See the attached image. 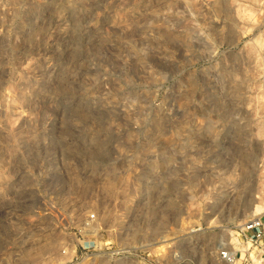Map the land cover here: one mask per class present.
I'll return each mask as SVG.
<instances>
[{"label": "rangeland", "instance_id": "obj_1", "mask_svg": "<svg viewBox=\"0 0 264 264\" xmlns=\"http://www.w3.org/2000/svg\"><path fill=\"white\" fill-rule=\"evenodd\" d=\"M257 216L264 0H0V264H246Z\"/></svg>", "mask_w": 264, "mask_h": 264}, {"label": "built area", "instance_id": "obj_2", "mask_svg": "<svg viewBox=\"0 0 264 264\" xmlns=\"http://www.w3.org/2000/svg\"><path fill=\"white\" fill-rule=\"evenodd\" d=\"M240 237L258 249V253L254 257H251L249 251L244 253L247 261L246 264H264V244L262 243L264 237V221L262 217H252L245 221L240 229ZM236 255L237 250L221 249L219 251L220 258L228 263L234 262Z\"/></svg>", "mask_w": 264, "mask_h": 264}, {"label": "bare ground", "instance_id": "obj_3", "mask_svg": "<svg viewBox=\"0 0 264 264\" xmlns=\"http://www.w3.org/2000/svg\"><path fill=\"white\" fill-rule=\"evenodd\" d=\"M259 210H261L260 207H258V206L254 207V209L252 211L253 212V215L259 214L261 212Z\"/></svg>", "mask_w": 264, "mask_h": 264}]
</instances>
